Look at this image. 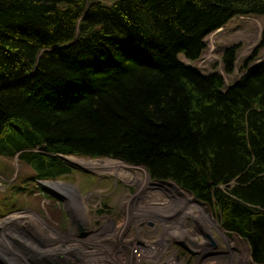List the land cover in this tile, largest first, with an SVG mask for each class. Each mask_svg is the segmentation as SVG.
Segmentation results:
<instances>
[{"label":"trees","instance_id":"trees-1","mask_svg":"<svg viewBox=\"0 0 264 264\" xmlns=\"http://www.w3.org/2000/svg\"><path fill=\"white\" fill-rule=\"evenodd\" d=\"M250 15L264 0H0V157L39 180L72 172L57 155L142 166L213 205L264 264V61L225 88L179 60Z\"/></svg>","mask_w":264,"mask_h":264},{"label":"rangeland","instance_id":"rangeland-1","mask_svg":"<svg viewBox=\"0 0 264 264\" xmlns=\"http://www.w3.org/2000/svg\"><path fill=\"white\" fill-rule=\"evenodd\" d=\"M263 29L264 16H234L206 35L198 59L179 60L202 74L218 72L227 88L248 58L247 67L264 61ZM232 45L235 62L226 72L223 52ZM56 157L72 172L55 180L35 179L18 156L0 157V264H254L247 242L222 228L216 208L173 181L112 158L92 160L118 168L79 169L65 158L91 159ZM46 181L70 189H46Z\"/></svg>","mask_w":264,"mask_h":264},{"label":"bare ground","instance_id":"bare-ground-1","mask_svg":"<svg viewBox=\"0 0 264 264\" xmlns=\"http://www.w3.org/2000/svg\"><path fill=\"white\" fill-rule=\"evenodd\" d=\"M65 160L71 164H74L76 166L79 167H86V168H95V167H109V168H118L119 167V163H107L106 160H89V159H77V158H73V157H66ZM121 165V164H120ZM125 166V165H124ZM89 168V169H90ZM92 169V168H91ZM129 169V168H128ZM137 169V168H136ZM100 170V169H99ZM133 171V170H132ZM165 181V180H164ZM43 187H45L46 189H50V190H57L60 191L61 193H64V191L66 192V190L64 189H70V187H65L63 184H61V182H52V181H46V182H42L40 183ZM190 195V193H189ZM191 196V195H190ZM228 244V243H227Z\"/></svg>","mask_w":264,"mask_h":264},{"label":"water","instance_id":"water-1","mask_svg":"<svg viewBox=\"0 0 264 264\" xmlns=\"http://www.w3.org/2000/svg\"><path fill=\"white\" fill-rule=\"evenodd\" d=\"M73 167H76V168H79V169L81 168V167H78V166H74V165H73ZM160 181H161V182H164V180H160Z\"/></svg>","mask_w":264,"mask_h":264},{"label":"crops","instance_id":"crops-1","mask_svg":"<svg viewBox=\"0 0 264 264\" xmlns=\"http://www.w3.org/2000/svg\"><path fill=\"white\" fill-rule=\"evenodd\" d=\"M42 183V182H41Z\"/></svg>","mask_w":264,"mask_h":264}]
</instances>
